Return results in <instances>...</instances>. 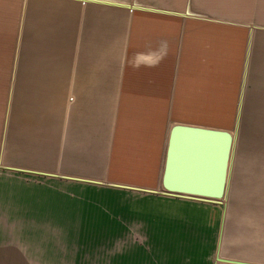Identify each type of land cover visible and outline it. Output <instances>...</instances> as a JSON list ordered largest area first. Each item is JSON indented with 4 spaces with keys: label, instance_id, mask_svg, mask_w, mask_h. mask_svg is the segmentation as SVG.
I'll return each mask as SVG.
<instances>
[{
    "label": "crops",
    "instance_id": "1",
    "mask_svg": "<svg viewBox=\"0 0 264 264\" xmlns=\"http://www.w3.org/2000/svg\"><path fill=\"white\" fill-rule=\"evenodd\" d=\"M5 25L0 200L11 191L14 203L0 216H21L17 202L24 209L45 200L32 188L40 185L61 201H108L110 232L135 220L148 233L149 218L158 223L172 201L182 239L83 240L76 264L102 248L138 250L111 252L110 264H264V158L236 177V216L252 217V244L242 248L253 259L218 256L250 74L253 87L264 88V0H0ZM178 125L230 135L222 198L165 195L166 152ZM249 179L252 196H244ZM56 227L3 224L0 232L65 231Z\"/></svg>",
    "mask_w": 264,
    "mask_h": 264
},
{
    "label": "rangeland",
    "instance_id": "2",
    "mask_svg": "<svg viewBox=\"0 0 264 264\" xmlns=\"http://www.w3.org/2000/svg\"><path fill=\"white\" fill-rule=\"evenodd\" d=\"M0 33L3 37L9 35L8 26H0ZM8 27V28H7ZM13 27V26H12ZM4 28V29H3ZM11 46L10 41H0V48L6 49ZM250 79L247 82V101L249 102L243 122H240L239 128V148H234L232 158V170L230 178V187L228 198L224 204L228 207V214L225 218L224 235L225 248L220 253L219 258H228V260L236 262H245L253 259L252 249L242 248L252 244V233H248V225L251 224L252 217H238L236 216L237 207V171L243 172V164L253 162L254 160H263L264 152V88L260 90L254 88V81ZM264 74H262V79ZM263 84V83H262ZM259 98L254 102V98ZM260 101V102H259ZM254 103L257 105L254 107ZM260 106V108H259ZM188 148L192 145L188 143ZM238 154V155H237ZM182 158L176 160V174H173V179L177 182H186L187 176L190 172V165L182 163ZM239 164L237 165V162ZM190 163V161H189ZM241 165V166H240ZM251 179L246 180V188L244 196H252ZM44 186H32L35 190V195L43 193L45 200L36 201V205L31 204L28 208L23 209V202H17V207L20 210L21 216H0V225H56L65 231L53 233H14V232H0V264H76L75 255L80 251L76 247L78 243L83 240L90 241H139V240H158V241H176L182 239L180 234L176 236V203L165 204L163 212L165 216L159 219V222H153L149 218V232H144L143 225L139 221L132 220L129 223L126 231L110 232L111 226L109 224V209L108 201L99 204L96 199H91L86 196L85 201L77 199L76 195L69 196L67 201H61L59 195H47L52 199H48L46 192L42 191ZM11 188V186H10ZM83 196V195H82ZM9 198V199H7ZM76 198V199H75ZM151 199L150 196V202ZM12 192L5 193V199L0 200V208L12 212L13 204ZM246 207H250L248 201H243ZM97 207V208H93ZM101 207V208H98ZM10 210V211H9ZM137 211V208L135 209ZM7 212V211H5ZM100 213L96 215V213ZM62 213V214H61ZM92 213V215H91ZM156 221V220H154ZM240 223L242 227L240 226ZM243 223V224H242ZM245 225V229L243 228ZM182 227V226H180ZM243 228V229H242ZM114 229V227H113ZM180 230V229H179ZM244 231V232H243ZM2 237V238H1ZM185 239V238H184ZM47 241V242H46ZM116 241V242H117ZM46 242V243H45ZM238 242L240 248L238 249ZM117 244H121L117 242ZM136 249H91L89 255L79 261H84V264H110L108 254L111 252L134 251ZM83 251V250H81ZM94 251H100L101 258L92 257ZM220 251V252H221ZM249 253V254H248ZM104 254V255H103ZM106 254V255H105ZM245 254V255H244ZM244 255V256H243ZM264 261V258L262 259ZM262 261V262H263ZM214 264H222L214 260ZM263 264V263H261Z\"/></svg>",
    "mask_w": 264,
    "mask_h": 264
},
{
    "label": "water",
    "instance_id": "3",
    "mask_svg": "<svg viewBox=\"0 0 264 264\" xmlns=\"http://www.w3.org/2000/svg\"><path fill=\"white\" fill-rule=\"evenodd\" d=\"M231 141L230 135L224 132L180 125L174 127L166 152L162 180L165 195L222 198L225 193L226 167L231 160ZM188 143L192 148H188ZM179 158L184 160L182 163L190 165V172L186 182L176 183L173 174H176V160Z\"/></svg>",
    "mask_w": 264,
    "mask_h": 264
}]
</instances>
